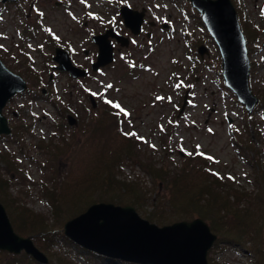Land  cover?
Masks as SVG:
<instances>
[{"label":"rangeland","instance_id":"obj_1","mask_svg":"<svg viewBox=\"0 0 264 264\" xmlns=\"http://www.w3.org/2000/svg\"><path fill=\"white\" fill-rule=\"evenodd\" d=\"M232 2L247 40L250 88L259 99L252 114L224 89L219 51L187 0H0V59L27 81L28 92L46 90L44 95L49 96V100H33L25 92L4 110L12 133L0 135V175L6 179L11 175L6 156L17 169L9 195L18 205L53 222L55 214L43 197L42 183L63 192L56 196L60 203L71 202L92 189V181L84 178L102 168L101 160H108L106 156L131 139L127 143L130 157L126 150L119 152L115 180L122 187L138 183L148 201L137 200L135 206L110 204L134 207L141 218L155 225L151 218L186 214V196L208 206L231 196L232 202L251 208L254 198L262 194L256 170L264 175V0ZM123 6L146 10L142 35L134 36L120 24ZM109 27L129 37L131 45L120 49L115 44V62L92 72L90 65L98 56L92 37ZM148 32L150 39L145 37ZM200 46L210 52L204 60L195 57ZM57 48L68 51L73 63L89 76L75 80L56 70ZM186 96L189 105L180 116ZM71 115L78 121L76 126L68 123ZM16 127L22 132L20 138H13ZM247 145L253 150L244 159L239 147L245 150ZM149 168H164L165 180H154ZM183 173L182 191L167 188L176 174ZM89 208L69 214L68 222ZM233 216L229 211L228 221L235 227ZM256 249L259 264H264V256ZM52 252L69 258L77 251L58 245ZM10 255H0V264H14ZM208 258L214 264H254L247 252L224 245L214 246ZM73 264L110 262L77 258Z\"/></svg>","mask_w":264,"mask_h":264},{"label":"water","instance_id":"obj_2","mask_svg":"<svg viewBox=\"0 0 264 264\" xmlns=\"http://www.w3.org/2000/svg\"><path fill=\"white\" fill-rule=\"evenodd\" d=\"M18 0H4L16 3ZM201 16L202 23L215 43L222 60L224 86L231 91L246 112L252 114L259 99L250 88L251 60L247 40L241 27L237 10L232 0H187ZM145 12L129 6L121 8L124 24L134 36L142 33ZM165 26L164 28H167ZM115 38L121 48H129L131 41L109 30L93 38L98 47L97 60L92 72L115 62ZM88 53V51H86ZM201 59L209 55L205 46H200ZM53 61L56 70L68 74L72 79L88 77L89 72L76 66L63 48H57ZM28 91L27 81L10 70L0 59V135H10L11 128L4 110L12 99ZM46 94V90H43ZM93 108L97 102L90 97ZM189 105L188 96L183 102L180 116ZM70 126L78 124L72 115L67 117ZM65 236L76 246L99 257L119 260L130 264H209V252L218 237L202 219L178 222L159 227L141 218L134 207L113 204H95L85 213L67 222ZM0 251L12 255L22 253L38 264H49V257L39 249L31 237L16 233L5 206L0 203Z\"/></svg>","mask_w":264,"mask_h":264},{"label":"trees","instance_id":"obj_3","mask_svg":"<svg viewBox=\"0 0 264 264\" xmlns=\"http://www.w3.org/2000/svg\"><path fill=\"white\" fill-rule=\"evenodd\" d=\"M224 89L228 91L225 87ZM27 93L33 100H49V96H45L43 94V90H40L39 93H35V91H27ZM61 127L62 126H60V128ZM21 136L22 132L20 128H14L13 138H20ZM17 140L18 139H16V142ZM130 140L128 142H130ZM127 143H124L125 148L121 147L119 150H117V152H111L108 156H106L105 158H107L108 160H101L100 165L102 168L98 171L93 170L88 177L86 176L84 178L85 182L87 180L92 181V189L83 191L81 193V196L78 195L79 197L77 196L78 198L76 197L71 202L70 200H67L60 203L59 197L56 196L62 194L63 192L61 191L60 193L58 188H51L48 187L45 183H42L43 197L47 199L51 210L55 214L53 216V222H48V219L30 212V210L26 207H20L16 199L9 195L11 177L14 173V170L17 169L15 163L10 161L6 156L3 157L4 161H6L8 164V171L11 173V175L8 179L4 178V175H0V203H2L8 211L15 231L22 237L33 238L36 246L44 253L51 256H49V264H73V260L77 258H82L83 260L88 261L99 258L101 260L110 262V264H130L119 260H111L99 257L91 252L82 249L81 247L76 246L64 234V224L68 222V215L73 213L74 211H82L98 203H114L123 206H135L137 200L148 201V196L143 192L141 186L138 183H124V186L122 187L119 185L118 181L115 180V172L118 173L116 168L120 165L119 152L123 150L128 151ZM239 150L243 151L241 156L246 159V157L250 156L247 152L252 151L253 148L247 145L245 149L246 153L242 146L239 147ZM128 154L130 157L129 151ZM244 154H246L245 157ZM252 165L255 166L254 163ZM185 170L186 169H182L181 171L184 172ZM147 172L154 180H165V177L167 175V172L164 168H149ZM256 172L258 174V187L262 190V194L258 197V199L256 198V201L254 198V205L255 202H257L258 208L254 205H252L251 208L241 207V205H239L238 203L231 201V196H228L225 199L222 198L220 199V201L215 200L214 203L209 204V206L203 205L201 201L191 200L188 196H186L184 198V210H188L185 211L186 214L165 220L153 218H151L150 220L157 222L158 225L166 226L182 221L190 222L195 218H201L204 221H207V223L211 227V230L218 235V240L215 243V247L224 245L226 247H233L235 249L245 251L254 259V264H259L261 258L257 253L258 249L256 248L260 249L261 257L264 256V175L262 173L259 174L261 170H256ZM54 173L58 174V171L54 170ZM210 175H212V177H215L212 173H210ZM183 176L184 173L179 175L176 174V176H174L172 180L167 183V186H169L170 184V186L167 188L171 189L174 186L175 188H177V190L182 191L183 189L180 186V182ZM216 178L218 179V177ZM118 189L123 190V192H120V194L117 193ZM172 193V198H174L176 193L173 191ZM69 205L70 207L64 208L65 206ZM229 211L234 214L233 218H235L233 220L236 219V222H234L235 227L231 226L230 222L228 221ZM15 212L16 216L14 215ZM235 214L237 216H235ZM259 225L260 228L256 233V227H258ZM58 245L67 248L68 250L75 248V251L77 252L73 254L72 257L70 256L68 258L67 256H64L60 258L53 255L52 252V250ZM0 255L11 256L9 253L2 251H0ZM12 259L14 261V264H38L30 256H27L24 253H22L20 256L13 255ZM262 261L264 262V258L263 260H261V263ZM209 264H214L211 259L209 260Z\"/></svg>","mask_w":264,"mask_h":264},{"label":"flooded vegetation","instance_id":"obj_4","mask_svg":"<svg viewBox=\"0 0 264 264\" xmlns=\"http://www.w3.org/2000/svg\"><path fill=\"white\" fill-rule=\"evenodd\" d=\"M124 7V6H123ZM122 8V7H121ZM121 8H120V12H121ZM193 9V8H192ZM194 10V9H193ZM196 12V11H195ZM197 13V12H196ZM198 14V13H197ZM120 15H121V13H120ZM199 15V14H198ZM200 16V15H199ZM123 21H120V24L122 23ZM124 23V22H123ZM112 26V25H111ZM165 26H167V25H165ZM205 27V26H204ZM168 28V27H167ZM167 28H165V29H167ZM109 30H114V32L115 33H117V34H119V35H121V36H124V37H127V36H125V35H123V34H121V31H118L117 29H115V28H113V27H109L108 29H106V31L104 32V33H102V34H99V35H104V34H106V32L107 31H109ZM207 31V30H206ZM143 34V31H142V33L140 34V35H142ZM207 34H208V36L212 39V37L209 35V33L207 32ZM31 35H32V33H31ZM140 35H138V36H140ZM95 36H97V35H94L93 37H92V41H93V38L95 37ZM146 38H152V34L151 33H146V36H145ZM129 38V37H128ZM213 40V39H212ZM112 42H113V44H114V46H115V44H117L118 46H120L119 44H118V42H117V40L115 39V38H112ZM94 43V42H93ZM215 44V43H214ZM115 48H116V46H115ZM120 49H124V48H121V47H119ZM198 49H199V47H198ZM198 49H197V52H195V54H196V58H198V57H200L199 56V54H198ZM88 51V50H87ZM210 53V52H209ZM85 55H89V51H88V53H86V51H85ZM210 55V54H209ZM209 55H206V56H209ZM205 59V58H204ZM204 59H202V60H204ZM2 60V59H1ZM3 61V60H2ZM95 62V61H94ZM94 62H92L91 63V65H90V67L92 68V64L94 63ZM4 64H5V62H3ZM6 65V64H5ZM86 70V69H85ZM89 76V75H88ZM138 78V77H137ZM10 126V125H9ZM11 128V127H10ZM11 131H12V129H11ZM12 133V132H11ZM11 135V134H10ZM6 136H9V135H6Z\"/></svg>","mask_w":264,"mask_h":264},{"label":"snow or ice","instance_id":"obj_5","mask_svg":"<svg viewBox=\"0 0 264 264\" xmlns=\"http://www.w3.org/2000/svg\"><path fill=\"white\" fill-rule=\"evenodd\" d=\"M110 87V86H109ZM176 87H180V85L179 84H177L176 85ZM160 99H162V98H160ZM108 103H111V101H108ZM115 107H117V108H120V106L119 105H114ZM122 112L124 111L123 109H120ZM124 114L127 116L128 115V113L127 112H124ZM125 135H132V136H135L136 134L135 133H125ZM154 147V146H153ZM190 155H191V153H190ZM201 155H203V153H201ZM208 159H212V157H208Z\"/></svg>","mask_w":264,"mask_h":264}]
</instances>
